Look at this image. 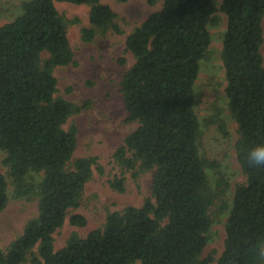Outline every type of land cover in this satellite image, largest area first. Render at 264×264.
I'll return each instance as SVG.
<instances>
[{
	"label": "trees",
	"instance_id": "obj_1",
	"mask_svg": "<svg viewBox=\"0 0 264 264\" xmlns=\"http://www.w3.org/2000/svg\"><path fill=\"white\" fill-rule=\"evenodd\" d=\"M158 1L162 8L126 41L135 62L122 80V97L127 122L138 127L113 156L134 180L154 172L151 197L141 207L108 214L103 227L85 238L73 234L60 250L53 235L69 210L79 207L94 167L102 168L96 158L73 160L78 129L64 128L88 103L76 106L56 96L54 71L74 59L68 23L56 4L90 7L89 26L81 30L85 43L109 31L120 33L117 16L102 0H28L0 27V151L12 186L9 191L0 171V213L11 200L38 201V215L22 235L5 250L0 241V264L264 263V167L249 168L243 158L249 147L264 142V0L221 5L225 92L238 126L235 148L246 182L236 188L217 260L202 256L213 203L205 167L214 163L200 153L194 88L212 43L209 27L220 20L214 0H151ZM220 130L227 133L223 125ZM125 182L116 177L110 185L124 193ZM70 224L82 228L87 220L74 215Z\"/></svg>",
	"mask_w": 264,
	"mask_h": 264
},
{
	"label": "rangeland",
	"instance_id": "obj_2",
	"mask_svg": "<svg viewBox=\"0 0 264 264\" xmlns=\"http://www.w3.org/2000/svg\"><path fill=\"white\" fill-rule=\"evenodd\" d=\"M28 0H0V27L11 22L20 12L21 4ZM116 13V25L120 33L109 31L93 42L81 39V30L89 26L87 5L57 3L62 18L68 23V38L74 54L73 62L54 71L57 79L56 96L76 106H88L69 118L64 128L75 125L78 129L77 146L73 160L96 158L102 172L95 166L93 177L86 185L80 205L70 209L65 223L54 237L56 250L65 247L69 238L77 234L85 238L91 231L102 228L108 214L122 212L126 207H141L151 197L154 172L142 174L134 180L132 173L123 171L113 156L124 145L125 139L138 127L127 122V111L122 97V80L135 60L126 51L128 36L147 18L162 8V2L131 0L122 4L118 0H102ZM223 0H214L216 16L220 22L210 26L212 43L208 57L201 63L195 83V112L201 124L200 153L206 164L208 177L207 194L212 198L209 216L212 220L210 240L203 258L219 259L224 250L226 221L232 206L235 191L245 184L246 177L237 161L236 142L238 126L231 117L226 98L227 81L221 59L223 35L226 31V16L221 10ZM77 21V22H75ZM264 29V20H263ZM264 58V44L262 46ZM47 55L44 54L43 58ZM124 59L125 63L120 61ZM223 125L224 134L220 130ZM5 155L0 151V171L6 177L9 191L12 190L9 169L3 164ZM124 177L125 192L111 188L110 182ZM38 215V201L11 200L0 213V241L5 250L22 235L27 222ZM82 215L87 220L85 227L70 224V218ZM134 264H141L136 262ZM215 264V263H214ZM264 264V263H263Z\"/></svg>",
	"mask_w": 264,
	"mask_h": 264
},
{
	"label": "clouds",
	"instance_id": "obj_3",
	"mask_svg": "<svg viewBox=\"0 0 264 264\" xmlns=\"http://www.w3.org/2000/svg\"><path fill=\"white\" fill-rule=\"evenodd\" d=\"M243 158L249 168L264 167V142L249 147L244 152ZM260 255L264 256V248L260 249Z\"/></svg>",
	"mask_w": 264,
	"mask_h": 264
}]
</instances>
